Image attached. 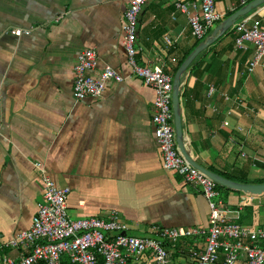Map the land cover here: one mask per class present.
Returning a JSON list of instances; mask_svg holds the SVG:
<instances>
[{
	"label": "crops",
	"instance_id": "obj_1",
	"mask_svg": "<svg viewBox=\"0 0 264 264\" xmlns=\"http://www.w3.org/2000/svg\"><path fill=\"white\" fill-rule=\"evenodd\" d=\"M174 1L146 0L134 41L139 63L160 56L169 74L194 41ZM127 2L0 0V254L17 255L5 243L29 225L41 201L42 183L33 163L56 186L68 188L65 205L72 218L114 210L126 232L139 237L152 235V225H207L202 195L161 167L150 120L153 90L131 74L122 46ZM221 2L220 11L216 4ZM237 2L215 0L216 11L224 15ZM251 13L264 28V6ZM165 34L174 40L169 51L163 50ZM233 37L229 30L187 68L179 95L190 156L228 176L247 175L264 159V77L259 65L245 72L252 46L236 48ZM85 48L97 54L92 76L109 65L124 79L107 80L99 98L76 100L73 65ZM222 196L228 218L264 225L261 195L238 207L244 193L228 189ZM201 245V240H178L168 264H193L188 248ZM127 264L151 263L141 257Z\"/></svg>",
	"mask_w": 264,
	"mask_h": 264
},
{
	"label": "built area",
	"instance_id": "obj_2",
	"mask_svg": "<svg viewBox=\"0 0 264 264\" xmlns=\"http://www.w3.org/2000/svg\"><path fill=\"white\" fill-rule=\"evenodd\" d=\"M146 0H128L122 12V46L127 65L134 76L153 90L151 100V124L157 144L161 167L176 174L184 183L196 189L207 204L206 226L164 227L152 225L153 237H139L126 232L127 226L117 211L101 216L70 217L66 210L67 187L56 186L38 163L42 183L41 201L38 203L29 225L16 231L5 245L17 249L13 258L0 254V264H127L146 258L151 264H168L165 244L172 246L178 239L201 240L200 247L188 248L193 264H263L264 225L240 224L228 218L227 202L217 188L216 182L191 166L175 146L171 111V74L165 71V61L157 56L153 62L139 63L134 41L137 20ZM245 0H240L244 3ZM264 6V5H263ZM174 11L186 17L189 33L193 39H201L209 27L223 18L216 11L215 0H175ZM174 12L171 13L173 16ZM252 13L238 18L230 27L234 34V47L245 49L252 46V54L245 67L248 74L256 65L264 77V28ZM18 33V29H12ZM163 50L174 48V40L162 36ZM97 62L94 48H85L76 55L73 65L72 95L76 100L84 97L99 98L107 80L123 81L124 77L109 65L99 74H90ZM213 92L207 89V96ZM227 99V95H223ZM237 104L239 99L236 97ZM252 194H244L237 204L247 205ZM236 219V217H235ZM165 243V244H164Z\"/></svg>",
	"mask_w": 264,
	"mask_h": 264
},
{
	"label": "water",
	"instance_id": "obj_3",
	"mask_svg": "<svg viewBox=\"0 0 264 264\" xmlns=\"http://www.w3.org/2000/svg\"><path fill=\"white\" fill-rule=\"evenodd\" d=\"M264 5V0H249L243 3L239 8L232 13L222 18L212 29L200 40L190 52L182 59L171 78V110H172V125L174 131L175 145L180 155L194 168L201 171L218 185L235 190L244 194H252L255 196L264 194V183H243L225 178L217 173H214L197 161H195L185 147V138L182 130V118L179 102V95L183 84L186 71L190 63L195 57L211 45L217 38L229 31L233 23L246 14L257 10Z\"/></svg>",
	"mask_w": 264,
	"mask_h": 264
},
{
	"label": "rangeland",
	"instance_id": "obj_4",
	"mask_svg": "<svg viewBox=\"0 0 264 264\" xmlns=\"http://www.w3.org/2000/svg\"><path fill=\"white\" fill-rule=\"evenodd\" d=\"M217 5V8L221 11L222 9H223V3L221 2V3H218V4H216ZM215 9H216V6H215ZM217 10V9H216ZM218 10V11H219ZM220 21V20H219ZM218 21V22H219ZM218 22H215V23H213L210 27H209V31H211V29L218 23ZM263 28V27H262ZM206 35V34H205ZM205 37V36H204ZM203 37V38H204ZM264 61V56L261 58V60H260V62H263ZM258 65H256V67H257ZM261 132H262V138H261V142H262V148L264 149V123H263V127L261 128ZM256 168H254V167H252V168H250V170H249V172H248V174L247 175H237V176H234L236 179H238V180H245V181H248L247 183H249V182H251V183H259V182H261V181H264V169L263 168H261V167H259V166H255ZM219 189V191H220V193L223 195L224 194V189H220V188H218ZM259 197H261V201H262V204L264 205V195H261V196H259ZM253 221L254 222H256V219H253ZM236 222H238V223H240V224H243V222L242 221H236ZM133 234H137V233H133ZM139 235V234H138ZM142 236H144V237H153V235H151V234H148V233H145V234H142ZM178 240H180V239H178ZM177 240V241H178ZM176 241V242H177ZM175 242V243H176ZM171 244H168L167 246H165V249L167 250V253L170 251V249H171ZM264 264V263H263Z\"/></svg>",
	"mask_w": 264,
	"mask_h": 264
},
{
	"label": "trees",
	"instance_id": "obj_5",
	"mask_svg": "<svg viewBox=\"0 0 264 264\" xmlns=\"http://www.w3.org/2000/svg\"><path fill=\"white\" fill-rule=\"evenodd\" d=\"M247 1H249V0H245L244 3H246ZM242 4H243V3L237 2L236 6H235L233 9L228 10V11H226V12L224 13L223 18L226 17L227 15H229L230 13H232L235 9L239 8ZM259 25H260V24H259ZM227 32H228V31H227ZM227 32H226V33H227ZM207 33H209V30H207L205 34H207ZM226 33H224V34H226ZM224 34H223V35H224ZM204 36H205V35H204ZM204 36H203V37H204ZM203 37H202L201 39H194L192 45L182 53L180 59L178 60V62L176 63V65L174 66V68H173L172 71H171V77H172L173 72L175 71V69H176L177 66L179 65V63L182 61V59H183V58H184V57L190 52V50H191V49H192V48H193V47H194V46H195L200 40L203 39ZM221 37H222V36H220V37L217 38L216 40L218 41ZM216 40H215V41H216ZM213 45H214V42H213L211 45H209L208 50H209L210 48H212ZM205 50H206V49H205ZM205 50L202 51L201 53H199V54L195 57V59L190 63V65L188 66V68L196 64L197 59L199 58V56H201V55L203 54V52H205ZM255 165H256V166H259V167H261V168L264 169V159H263L262 161H260V162L256 161V162H255ZM205 168H207L208 170H210V171H212V172H214V173H217V174H219V175H221V176H223V177H225V178H228V179H231V180H234V181H239V182H243V183H247V182H248V181H245V180H244V181H243V180H238V179H236L234 176H228V175L222 174V173H220V172H218V171H215V170H213L212 168H209V167H205ZM249 183H251V182H249ZM259 183H264V181H261V182H259ZM216 186H217V188L224 189V190H228V188L222 187V186H220V185H218V184H217ZM218 190H219V189H218ZM164 244H165V243H164ZM167 245H168V244H165V246H167Z\"/></svg>",
	"mask_w": 264,
	"mask_h": 264
},
{
	"label": "bare ground",
	"instance_id": "obj_6",
	"mask_svg": "<svg viewBox=\"0 0 264 264\" xmlns=\"http://www.w3.org/2000/svg\"><path fill=\"white\" fill-rule=\"evenodd\" d=\"M172 111V110H171ZM172 127H173V125H172ZM174 132V131H173ZM174 140H175V138H174ZM176 146V145H175ZM217 184V183H216Z\"/></svg>",
	"mask_w": 264,
	"mask_h": 264
}]
</instances>
